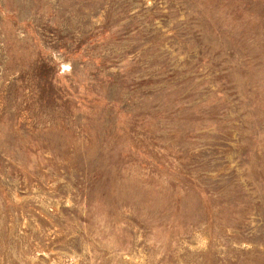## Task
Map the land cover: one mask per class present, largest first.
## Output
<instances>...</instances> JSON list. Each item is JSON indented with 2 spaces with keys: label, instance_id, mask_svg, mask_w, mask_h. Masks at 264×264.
Segmentation results:
<instances>
[{
  "label": "rangeland",
  "instance_id": "rangeland-1",
  "mask_svg": "<svg viewBox=\"0 0 264 264\" xmlns=\"http://www.w3.org/2000/svg\"><path fill=\"white\" fill-rule=\"evenodd\" d=\"M0 264H264V0H0Z\"/></svg>",
  "mask_w": 264,
  "mask_h": 264
}]
</instances>
